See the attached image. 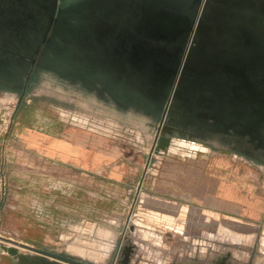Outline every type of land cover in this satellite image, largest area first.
<instances>
[{
	"label": "rangeland",
	"instance_id": "1",
	"mask_svg": "<svg viewBox=\"0 0 264 264\" xmlns=\"http://www.w3.org/2000/svg\"><path fill=\"white\" fill-rule=\"evenodd\" d=\"M11 98L10 94H0V236L85 263L111 264L127 224L132 195L153 145V130L146 128L139 116H129L98 102L92 95L49 79L42 80L20 106L12 103ZM74 124L84 131L94 130L96 133L92 134L97 136L106 135L113 144L114 157L121 150L118 157L139 169L134 171L127 204L121 202L128 197L124 190L117 184L112 185L106 175L82 174L71 166L56 164L31 151L23 142L24 133L31 129L57 133L63 126ZM181 145L204 150L196 144L182 142ZM175 153L178 157L189 152ZM197 157L194 167L201 166L204 160L210 167V176L215 173L213 164L219 157L217 169L221 171L225 188L233 186L240 191V206L244 209L227 205L224 212L229 218L223 217L226 227L233 228L240 223L256 228L264 225V167L224 150H211L210 154ZM160 162L158 156L152 158L146 174L151 182ZM170 164L166 161L162 168H169ZM196 171L193 178H197ZM149 210L143 208L142 212L147 214L138 218L134 213L129 223L123 246H134L131 264H174L173 260L166 259L167 253L153 251L158 246L155 240L160 241L159 246L166 247L165 236L135 234L138 224L151 227L154 224L152 215L146 218ZM210 243L203 247L202 256L198 246L191 253H182L181 258H186L182 264H264L260 253L241 248L234 241L233 246ZM3 244L6 243L0 241V246ZM20 249L30 253L26 247ZM185 254L189 257H183Z\"/></svg>",
	"mask_w": 264,
	"mask_h": 264
},
{
	"label": "water",
	"instance_id": "2",
	"mask_svg": "<svg viewBox=\"0 0 264 264\" xmlns=\"http://www.w3.org/2000/svg\"><path fill=\"white\" fill-rule=\"evenodd\" d=\"M74 4L77 10L74 18L79 20L76 24L78 37L65 38L67 47L57 43L52 45L55 57L61 61L68 76L79 75L85 85L93 87L88 93L82 90L83 93L92 95L100 103L131 114L129 116L143 118L144 126L151 128L154 133L144 174L112 262L117 264L121 256L126 264L135 250L132 244L123 246V243L152 158L168 150H208L197 141L174 136V131L182 126L202 128L204 125L216 132L218 130L212 128L213 125L222 122L217 116L197 114L193 106L188 104L195 96L190 93V87L196 92L197 81L186 75L189 69L184 63L186 56H199L209 46L217 45L222 38H233L235 45L232 49L237 51V45L239 47L245 40L250 42L257 39L258 42L259 38L264 39V11L258 10V5H264V0H75ZM259 15L262 16V24H259ZM93 18H101L103 23L109 25V29L104 30L105 38H111L110 44H116L119 48H110L105 40L100 44V40L92 38L88 21ZM132 41H137L132 47L134 52L130 51ZM226 41L224 43L229 45ZM172 45L173 50L170 48ZM63 49L65 52L60 54ZM6 52L0 47V78H5ZM88 59L101 61L104 71L108 67L105 62L115 60V64L110 67H116L122 73L118 75L119 82L114 81L109 73L100 72L99 66H95L94 71V65L89 64ZM15 60L20 66L19 58L15 56ZM126 61L133 67V73L128 70ZM95 74L102 80L92 82V75ZM138 74H144L152 83L144 87L133 78ZM201 80L202 85H205V79ZM152 84L160 88L158 99L153 100V96L146 92L148 89L154 91ZM208 90H204L203 101L210 97L212 107L216 108V91ZM107 91L112 95V100L106 97ZM17 105L20 106V103ZM229 128L228 131L234 129L233 126ZM182 142L202 146L204 150L189 149L182 146ZM0 241L11 245H1L0 254L12 257L17 264H87L2 236ZM23 247L30 253H22L20 248Z\"/></svg>",
	"mask_w": 264,
	"mask_h": 264
},
{
	"label": "flooded vegetation",
	"instance_id": "3",
	"mask_svg": "<svg viewBox=\"0 0 264 264\" xmlns=\"http://www.w3.org/2000/svg\"><path fill=\"white\" fill-rule=\"evenodd\" d=\"M74 2L0 0V47L7 50V67L4 69L5 78H0V94L12 95V103L21 105L27 101L44 79L87 93L93 88L85 85L79 75L68 76L61 61L55 57L52 46L57 43L67 47L65 38H75L79 20L74 18L77 12ZM258 8L264 11V5L259 4ZM259 18V24H262V16L259 15ZM108 27L101 18L88 21L92 38L100 40V44L105 40L110 48H119L116 44H110L111 38H105L104 30ZM225 40L229 45L224 43ZM256 40L243 41L239 47L237 45V51L232 49L235 45L233 38H222L217 45L209 46L201 55L192 58L186 56L184 63L189 67L186 75L197 81L196 92L190 87V93L195 96L188 104L193 106L197 114L217 116L222 122L213 125L212 128L218 130L216 132L204 125L202 128L189 125L179 127L178 131H174V136L197 141L215 152H232L237 157L264 167V39ZM134 41L131 42V52H134L132 47L137 42ZM173 46L170 47L172 50ZM64 52L65 49L60 54ZM15 56L19 58L20 66L16 64ZM114 61L107 60L105 64L108 67L104 71L101 61L88 59V63L94 65V71L95 66H99L100 72L109 73L114 81L119 82L118 75L122 73L116 67H110L115 64ZM127 64L128 70L133 73V67ZM167 66L170 64L167 63ZM93 76L92 82L102 80L96 74ZM133 78L144 87L152 83L144 74L134 75ZM202 78L205 79V85H202ZM152 87L154 91L148 89L146 92L153 96V100L158 99L160 88L154 84ZM209 88L216 91V108L212 107L210 97L203 101L204 90ZM106 97L112 100L108 91ZM230 126L234 129L228 131ZM120 259L121 256L117 264H125L124 258Z\"/></svg>",
	"mask_w": 264,
	"mask_h": 264
},
{
	"label": "crops",
	"instance_id": "4",
	"mask_svg": "<svg viewBox=\"0 0 264 264\" xmlns=\"http://www.w3.org/2000/svg\"><path fill=\"white\" fill-rule=\"evenodd\" d=\"M90 130L92 129L84 131L75 124L63 126V129L56 131L57 133L31 129L25 132L22 138L31 151L40 153L56 164L71 166L82 174L106 175L105 177L112 185L117 184L124 190V195L128 196L124 201L121 200L125 205L126 200L131 196L134 171L139 169L128 160L119 158L121 150L119 157H114L113 144L107 136H97L92 134L96 133L94 130ZM207 149L198 152L190 151L178 157L174 156L176 153L170 150L158 155L161 162L155 170L157 173L151 179L152 182L150 179H145L134 211L138 218L147 214L142 212L143 208L150 209L146 218L153 216L154 224L152 227L138 224L135 234L165 236L166 247L159 246L160 241L155 240L158 246L154 244L153 251L167 253L166 259L173 260L174 264H182L183 260H186L181 258L182 253H191L195 246H198L196 248L202 256L203 247L208 246L210 242L214 245L233 246L231 244L234 241L233 244L256 251L264 257V225L261 224L259 228H256L240 223L235 224L233 228L226 227L225 219H223L227 216L224 212L225 207L233 205V207L244 209V206H240L242 205L240 191L233 186L225 188L221 171L217 169L220 158L216 157L217 162L213 164L216 166L215 173L211 176L209 175L210 167L204 160L201 166L194 167L193 161L198 159L197 156L211 153V149ZM202 158L209 159L208 156ZM166 161L167 164L171 163L170 167L162 168ZM194 170H197V178H193ZM211 170L213 171V168ZM143 174L144 169L142 176ZM135 194L132 195L134 196L132 205ZM118 202L115 201V203ZM227 217L229 218V215ZM226 231L229 232L226 234ZM187 256L189 257L185 254L183 257ZM1 261L0 264H17L16 260L8 255L0 254Z\"/></svg>",
	"mask_w": 264,
	"mask_h": 264
}]
</instances>
